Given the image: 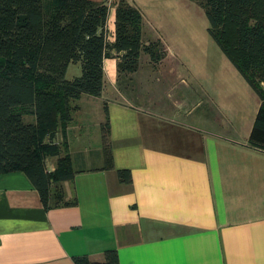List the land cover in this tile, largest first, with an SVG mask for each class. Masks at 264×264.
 <instances>
[{
  "label": "crops",
  "instance_id": "obj_1",
  "mask_svg": "<svg viewBox=\"0 0 264 264\" xmlns=\"http://www.w3.org/2000/svg\"><path fill=\"white\" fill-rule=\"evenodd\" d=\"M162 70L147 69L143 80L138 69L117 77L116 60L105 59V88L91 106L98 139L88 145L84 119L56 137L76 172L60 183L62 202L72 204L43 207L25 173L0 174V264L101 262L107 249L120 264H264V151L248 142L254 119L236 126V110H220L212 126L189 119L193 108L178 118V105L171 113L151 96L164 85ZM188 92L201 103L202 88L185 79L164 90L178 102ZM104 104L110 169L101 168ZM118 170L131 181L121 182Z\"/></svg>",
  "mask_w": 264,
  "mask_h": 264
},
{
  "label": "trees",
  "instance_id": "obj_2",
  "mask_svg": "<svg viewBox=\"0 0 264 264\" xmlns=\"http://www.w3.org/2000/svg\"><path fill=\"white\" fill-rule=\"evenodd\" d=\"M59 1L48 13L40 0H0V174L25 173L47 208L72 204L62 202L60 183L76 172L56 132L64 137L82 96L101 95L105 59L118 60L120 77L136 71L143 54L154 62L162 57L158 41L143 40L141 12L127 1L114 5V38L108 36L110 1ZM195 1L205 11L209 35L259 98L248 142L264 151V0ZM71 64L80 74L69 78ZM104 110L101 168L110 169L105 104ZM52 157L58 164L48 170ZM117 174L121 182L131 181L127 170ZM52 199L58 201L50 205ZM74 262L120 264L115 249H107L101 262L86 256Z\"/></svg>",
  "mask_w": 264,
  "mask_h": 264
},
{
  "label": "rangeland",
  "instance_id": "obj_3",
  "mask_svg": "<svg viewBox=\"0 0 264 264\" xmlns=\"http://www.w3.org/2000/svg\"><path fill=\"white\" fill-rule=\"evenodd\" d=\"M44 11L53 10L59 0H40ZM136 7L142 15V38L145 42L158 41V53L162 57L158 62L150 60L148 55H141L137 66L141 70L142 80L145 79V73L150 69H166L159 72L162 85L157 91L151 94L152 97L158 95L160 100L167 104L171 113L175 112V106H179L178 118H181V110L185 113L190 109H195L189 119H210V124L221 122V119L215 118L220 110L235 111L238 119H234V124L240 125V120L254 119L256 114V103L259 98L251 87L244 81L242 76L236 71L235 67L228 60L227 56L221 51L215 40L208 33V21L205 11L195 0H125ZM123 0H112L108 20V36L114 38L115 30V4ZM113 9L114 11H111ZM110 23V24H109ZM143 27L146 33L143 32ZM116 60V58H111ZM154 72V74L156 73ZM69 78L79 75L80 71L77 65L71 64ZM118 77V74H117ZM150 77V76H148ZM155 78V77H154ZM106 79V77H105ZM181 79L189 83L200 86L203 95L200 98L201 103L197 104V98L193 92H188V99L181 97L177 101L171 94L169 96L164 90L169 88L170 84H180ZM118 80V79H117ZM177 82V83H176ZM184 89V87H178ZM228 90V92H226ZM232 91V92H231ZM236 93V94H234ZM208 94V95H206ZM246 94V95H245ZM180 95V94H179ZM162 96V97H161ZM168 96V97H167ZM80 101V111L72 115V119H84L83 123L78 121L79 127L83 126L88 145H93L98 139L95 138V121L97 119L96 109L91 107L93 97L84 96ZM89 97V98H87ZM247 97V98H246ZM96 99H94L95 101ZM185 103V104H182ZM197 104V106H196ZM93 108V109H92ZM199 113L201 115H199ZM242 123V122H241ZM204 125V123H203ZM228 130L230 125L226 126ZM88 133V134H87ZM60 137L61 132H56ZM67 132H64V135ZM90 134V135H89ZM60 140V139H59ZM47 168H54L58 164L56 157L48 158ZM112 163L114 165L113 156ZM63 195L62 197H64Z\"/></svg>",
  "mask_w": 264,
  "mask_h": 264
}]
</instances>
